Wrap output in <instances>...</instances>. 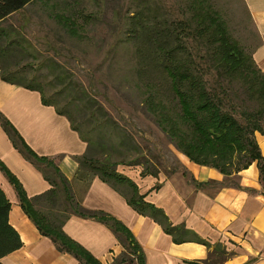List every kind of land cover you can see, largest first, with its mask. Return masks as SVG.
<instances>
[{"label":"trees","instance_id":"1","mask_svg":"<svg viewBox=\"0 0 264 264\" xmlns=\"http://www.w3.org/2000/svg\"><path fill=\"white\" fill-rule=\"evenodd\" d=\"M204 1L206 0H191V7L195 10L189 23L172 20L168 13L151 0H142V20L138 17L139 22L134 31L138 33L140 30L137 35L142 38L141 62L144 69L150 65L157 67L162 76L159 82L153 79L152 83L146 82L147 88L154 84V88H150L153 93L148 95V101L152 97V102L166 108L157 115V122L169 137L170 143L190 161L218 169L226 176L232 172L237 174L256 162L264 186V157L256 139L257 132L264 136L261 125L264 119V72L253 59L260 37L256 31L259 41L249 55L239 43L229 37L226 24L217 11L209 5L208 9L198 10ZM33 2L35 0H0V23L26 9ZM201 31L210 34L211 40L207 43H216L211 54L218 50L221 54L215 66L219 72L217 82L222 81L223 75L237 76L263 101L262 107L244 112L242 120L225 109V97L221 91L208 87L205 79L208 69L199 67L202 63L199 64L197 60L202 59L204 62L205 56L197 51L199 55L195 56L185 44V39H194ZM20 44V39L13 38L6 47L0 48V77L8 83L40 92L44 104L54 106L59 114L68 118L72 128L87 143L85 153L77 158L78 177L89 183L97 176L110 184L126 197L139 214L160 224L175 243L196 242L205 245L210 249L209 255L196 264H223L229 254L221 243L212 244L184 225L172 224L162 209L145 201L130 178L118 172L119 166H139L142 168V175L157 176L162 170L149 168L142 161V156L129 159L132 153L138 154L140 151L136 139L113 119L103 104L83 85L76 86L69 82L61 91L48 97L45 86L36 78L27 80L23 71L9 70V64L4 61L6 54L12 55L21 48ZM65 79L62 72L56 75V80L61 83ZM64 93L68 95L60 103L58 98ZM0 123L16 148L41 170L52 185L48 192L27 199L17 180L0 162V168L14 181L18 189L24 211L41 234L50 237L60 252L73 255L79 264H102L63 230V225L71 214L95 218L111 228L124 248L120 257L112 264L134 261V258L138 264H146L143 250L129 228L103 211L84 208L75 200L71 183L56 162L32 151L16 128L1 113ZM99 155L101 158H98ZM237 159L241 162L236 163ZM181 166L183 170L173 169L166 175L181 171L186 176L188 171L182 163ZM210 183L224 185L223 182ZM195 184L197 187L203 185ZM10 209L11 202L0 187V264H3L1 259L4 256L22 246L19 233L9 222Z\"/></svg>","mask_w":264,"mask_h":264},{"label":"crops","instance_id":"2","mask_svg":"<svg viewBox=\"0 0 264 264\" xmlns=\"http://www.w3.org/2000/svg\"><path fill=\"white\" fill-rule=\"evenodd\" d=\"M243 1L260 37L253 59L264 72V0ZM0 113L32 151L56 162L70 181L77 202L86 209L107 213L130 229L143 250L146 264H196L208 257L210 249L203 244L175 243L160 224L139 214L121 192L99 177L89 183L78 177L77 158L85 153L87 143L66 116L43 103L40 92L0 77ZM259 142L263 147L264 138ZM0 162L17 180L27 199L52 188L41 170L16 148L1 123ZM182 164L189 176L181 171L142 175L139 166H119L118 172L130 178L145 201L162 209L172 224L184 225L212 244L221 243L229 254L223 264H264V186L257 163L231 175L238 178L237 184L214 186L211 181L225 183L227 176L218 169L194 163L214 170L209 177L198 175ZM194 181L203 185L197 187ZM0 187L11 202L9 222L22 240L19 249L1 259L3 264H79L73 255L60 252L50 237L41 234L24 211L14 181L1 168ZM63 230L102 264H112L124 251L111 228L95 218L71 214ZM135 259L120 264H138Z\"/></svg>","mask_w":264,"mask_h":264},{"label":"rangeland","instance_id":"3","mask_svg":"<svg viewBox=\"0 0 264 264\" xmlns=\"http://www.w3.org/2000/svg\"><path fill=\"white\" fill-rule=\"evenodd\" d=\"M151 1L176 21L189 22L195 10L191 0ZM208 5L225 22L229 37L251 55L259 40L244 1L206 0L198 10L208 9ZM138 17L142 20V0H35L0 23V48L6 47L13 38L20 39L21 48L12 55L6 54L4 61L9 64V70H21L27 80L36 78L41 82L48 97L69 82L83 85L136 139L140 151L132 153L129 159L142 156L145 165L165 174L173 169L183 170V162L198 175L208 176L214 170L200 168L178 152L157 122V115L166 108L152 102V97L148 101L154 84L148 88L145 84L152 83V79L159 82L162 76L155 66L143 68V43L137 35L140 30L134 32ZM198 33L195 38L191 37L195 40L185 39V44L195 56L199 55L196 51L205 56L204 62L197 59L202 63L199 67L208 69L205 77L208 87L224 94L225 109L242 120L244 112L262 107V99L237 76L223 75L222 81L217 82L219 72L215 66L221 54L219 50L211 54L216 43H207L211 40L208 32ZM59 72L65 75L63 83L56 80ZM67 95L59 96L60 103ZM261 122L264 128V119ZM263 138L256 133L259 145ZM261 148L264 151V146ZM232 174L224 184L238 182ZM145 185L144 180L143 188Z\"/></svg>","mask_w":264,"mask_h":264}]
</instances>
